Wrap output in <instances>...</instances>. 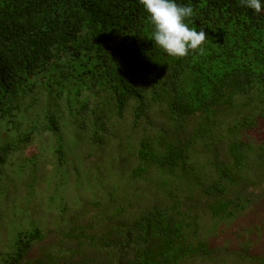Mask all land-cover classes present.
I'll return each instance as SVG.
<instances>
[{"label": "trees", "instance_id": "1", "mask_svg": "<svg viewBox=\"0 0 264 264\" xmlns=\"http://www.w3.org/2000/svg\"><path fill=\"white\" fill-rule=\"evenodd\" d=\"M176 2L206 32L203 54L166 55L139 0H0V223L11 201L29 208L47 159L56 178L79 133L86 152H112L107 174L152 193L108 202L118 193L101 178L105 203L54 228L5 222L0 264L211 263L226 227L264 198V9ZM250 244L232 250L234 264H264Z\"/></svg>", "mask_w": 264, "mask_h": 264}, {"label": "rangeland", "instance_id": "2", "mask_svg": "<svg viewBox=\"0 0 264 264\" xmlns=\"http://www.w3.org/2000/svg\"><path fill=\"white\" fill-rule=\"evenodd\" d=\"M106 107V106H105ZM128 122L124 123L125 135L130 134V128L128 127ZM139 137V135H137ZM84 134L79 133L74 136L67 137L64 141V149L66 153L74 149H78L76 154L69 159L65 160L64 163L59 167L58 174L56 178L52 181L55 176L54 166L49 163V159L40 168V186L39 189L42 190V196L39 194V189L33 188L29 196V208L25 205V202L16 204L15 201H11L9 210L6 212L5 217L1 219L0 232L4 234L5 222H7V227L12 226L13 230L23 228L28 229L32 226L45 227V229L54 228L59 222L60 218H64L65 221L69 217L75 215L76 210L88 201L98 200L101 203H105L103 192L106 189L112 188L113 191H117L118 194L111 193L109 197L111 202H120L122 200V193H126L127 196H131L135 191H139L142 194L143 200L141 202H148L152 198V193L146 190V183L141 182V193H140V180H136L134 183L127 176L131 175L127 173L122 178L113 177L112 174H107V166L111 163L112 152L111 151H100L98 154H90L86 152L88 150L81 143L84 142ZM137 137V138H138ZM136 138V137H135ZM78 152L86 153V156H80ZM123 158L119 162H122L126 157L125 153L120 154ZM102 161V162H101ZM101 162V163H100ZM94 163V164H93ZM103 166L101 167V164ZM112 163L118 168L119 165ZM129 165V164H127ZM131 166V165H129ZM103 174L102 177L100 171ZM101 178L102 184H101ZM127 178L132 181H127ZM51 181V182H50ZM14 196L17 198L24 197L25 190L19 188L13 192ZM115 195V197H112ZM96 199V200H95ZM140 202V200H139ZM5 206L0 207V214L4 216ZM98 210L94 208L90 210V214L85 213L86 216H92ZM29 214L33 221L29 222ZM1 216V217H2ZM28 221V226L26 222ZM206 223V218H205ZM22 225V226H21ZM246 230L248 231L246 233ZM12 231L7 230L8 234ZM244 231V232H242ZM214 241V240H212ZM250 241L249 251L254 254L264 255V198L255 200L249 208L242 214L237 216L227 227L226 232L218 237V241L214 245L220 247L219 251L222 253L214 262H207L206 264H234V255L230 254L232 250L238 249L242 242ZM50 242V241H47ZM3 243V236L0 240V245ZM12 246V245H11ZM36 252V247L32 249V253ZM224 255L223 260L220 257ZM228 259H227V258ZM227 260H226V259ZM226 261H225V260Z\"/></svg>", "mask_w": 264, "mask_h": 264}, {"label": "clouds", "instance_id": "3", "mask_svg": "<svg viewBox=\"0 0 264 264\" xmlns=\"http://www.w3.org/2000/svg\"><path fill=\"white\" fill-rule=\"evenodd\" d=\"M241 6L250 8L256 13L264 9L261 0H240ZM148 15L149 23L153 27L152 40L163 52L175 58H185L198 50L204 52V45L208 41L203 29L199 31L189 26L194 16V9L190 5H182L176 0H139Z\"/></svg>", "mask_w": 264, "mask_h": 264}]
</instances>
